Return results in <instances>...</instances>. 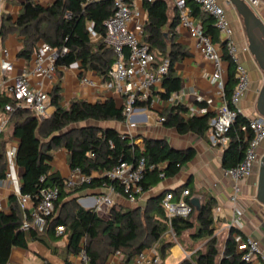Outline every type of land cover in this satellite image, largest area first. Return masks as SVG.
<instances>
[{
  "label": "trees",
  "instance_id": "16d2710c",
  "mask_svg": "<svg viewBox=\"0 0 264 264\" xmlns=\"http://www.w3.org/2000/svg\"><path fill=\"white\" fill-rule=\"evenodd\" d=\"M190 2V1H187ZM186 2V3H187ZM191 3V2H190ZM147 14L143 26L141 43L155 55L156 60L168 58L170 62L167 75L162 80L165 92L163 98L180 89V78L175 74V62L187 56L186 50L175 42V28L179 16L169 21L166 2L142 0ZM190 15L199 14L196 5L191 6ZM113 13L110 0H54L51 5L42 6L36 0H26L13 19L10 15L0 20V36L16 34L22 46L18 56L29 61L42 41L58 52L55 61L58 66L69 67L80 63L83 71L95 72L103 82H109V72L115 61L113 49L105 43L106 28L104 21ZM193 18V17H192ZM202 33L211 42L218 40L216 29L211 17L200 14ZM92 24L96 40H92L88 24ZM165 28L167 30H165ZM220 60L227 63V81L224 84V99L231 107L229 100L234 87L233 64L222 48ZM61 88L56 84L47 94L49 103L54 107L51 116L39 119L28 109L15 107V101L0 94V108L6 104L13 105L9 122L12 125L11 137L18 140L15 162L22 169L20 192L29 195L33 202L41 188L55 185L59 188V197L55 203L53 214L47 219L42 232L34 229L22 230L23 212L13 197L10 212L0 211V264H6L13 248L27 249L29 241H38L47 246L43 236L50 240L66 237L68 250L76 254L79 244L84 241L85 249L90 257V264H101L109 254L119 252L121 264H129L134 256L155 243L161 260L168 255L174 240L164 239L168 230V222L161 205L162 195L151 198L144 210L122 209L111 206L108 219L104 220L94 211L83 209L76 204L75 194L104 189L113 186L118 189L115 181L105 174L120 162L133 163L138 157L144 156L150 163L163 165L160 171L148 172L144 177V190L163 178L175 176L193 158L192 150H176L163 141L143 139L141 147L134 144L128 134L113 128H100L97 123L105 121L125 122L122 114L124 106H117L112 98L94 103L85 100L70 101L68 106L60 104ZM149 101H136V108L148 106ZM232 108V107H231ZM187 108L182 105L172 106L163 114L164 124L175 128L178 134L194 133L205 137L210 131V120L213 113L201 116L184 117ZM91 122L93 125L85 124ZM85 124V125H84ZM225 136L227 146L223 148L221 159L222 169L238 165L250 140L247 132V118L237 114ZM64 148L67 151V164L71 170L79 169L85 175L100 172L104 175L93 177L88 184L73 189H66L64 178L51 172V151ZM6 161L0 153V176L5 175ZM163 173V178L158 173ZM44 176V182L39 178ZM145 179H150L147 183ZM182 188L181 190H184ZM188 197L191 195V190ZM180 191V190H179ZM177 193V190L172 191ZM187 197V198H188ZM189 202V199H186ZM190 203V202H189ZM216 201L207 197L200 204V209L192 212L187 218L174 217L171 228L175 240L179 241L182 234L188 233V239L194 252L179 264H247L235 250L232 228L225 241L223 252L218 249V240L214 235L212 209ZM62 227V235H56L57 228ZM197 244L199 247H194ZM64 264H69L66 260Z\"/></svg>",
  "mask_w": 264,
  "mask_h": 264
},
{
  "label": "crops",
  "instance_id": "0c3cea01",
  "mask_svg": "<svg viewBox=\"0 0 264 264\" xmlns=\"http://www.w3.org/2000/svg\"><path fill=\"white\" fill-rule=\"evenodd\" d=\"M24 1L26 0H0V20L4 15H10L15 19ZM53 1L36 0L42 6L51 5ZM164 2L167 5L166 14L169 21H172L174 17L178 18L179 9L176 7L174 0ZM218 2L224 8L227 20L233 30V38L239 60L249 71L251 79V75L254 73L256 75L259 74L253 58L245 50L247 43L242 20L232 6L226 4L225 0H218ZM133 4V7L140 12V17L137 21L144 26L147 14L143 9L142 0H134ZM192 5L195 4L187 2L186 8L191 10ZM255 11L259 16L264 17V0H259V5ZM201 13L203 14V11L199 9V14L192 17L194 22L202 27ZM133 27L134 23L131 24V28ZM165 30L167 29L165 28ZM175 34V42L180 44L187 52L186 57L173 65L175 74L180 78V89L169 94L167 98H163L162 94L165 90L161 81L152 88L148 106L139 107L136 116L130 121H125L124 123L105 121L97 123V126L100 128H113L118 132L128 134L138 147L142 146L143 139L146 138L163 141L176 150L189 149L193 151V158L175 176L163 178L150 186L135 202H129L120 194H115L112 196V206L115 205L122 209L144 210L149 199L156 198L165 191L174 190H177L176 196H178L181 189L185 187L191 190L190 197L187 196L188 198H185L189 199V202L192 197H197L201 204L207 197H213L216 201L214 208L218 207L220 209L218 222L213 224L215 228L214 235L218 240V249L222 253L230 232L226 225L236 218L232 211L233 205L228 200L230 182L224 179L222 174L221 159L223 149L222 147L211 146L210 131L204 138L194 133L181 135L178 134L175 128L166 126L163 121H160L161 118H164L163 114L172 106L182 105L186 107L187 112L183 114L184 117L201 116L210 113L216 116L217 108L221 104L217 86L211 80L215 69L214 64L202 54L197 46V39L192 37L188 30L179 24V21L175 28ZM216 34L218 40L212 42V44L222 55V38L217 29ZM92 40H96V37L92 38ZM21 46L20 38L14 33L7 35L5 38L0 36V81H2V90L30 69L33 54L29 61L19 57L18 52ZM4 49L7 50V55L2 52ZM4 64H9L10 68L3 70L2 66ZM220 65L223 70V79L226 82L227 63L221 60ZM82 77L92 80L94 84H82L80 82ZM27 80L32 88L41 89L47 94L52 91L56 84H59L61 88L60 104L64 107L68 106L70 101L73 100H85L94 103L96 101H104L107 98H112L118 107L125 105V97L116 94L114 90L108 88L109 82H103L95 72L83 71L78 62L71 64L69 67L58 66L55 75L49 80L47 78L40 79L35 75L28 76ZM250 88L240 103V109L244 116H249L254 112L255 96L254 93L250 92ZM53 112L54 107L49 104L47 117L51 116ZM2 113L3 108H0V115ZM145 122L146 124H144ZM85 124L93 125L91 122ZM11 133L12 125L11 122H8L6 128L0 132V153L4 154V158L5 151L9 147L14 146L17 150L18 140L12 138ZM261 150H264V145ZM50 153L52 155L50 171L58 173L62 178L68 177L71 169L67 164V151L64 148H57ZM17 168L21 179L23 171L18 166ZM256 170L254 169L252 175L240 184L241 191L238 207L241 214L238 216L239 226L233 229L235 230L234 233H240L243 238L251 237L256 240L264 253V208L255 200ZM145 181L148 183L150 179H145ZM190 183L194 184L193 187L189 186ZM106 192V188L96 189L77 193L73 197H76L78 207L91 210L95 205V199L100 195L106 194ZM12 197L16 199L12 195L10 183L5 179L4 175L0 176V205L4 213L10 212ZM28 207L30 208V206ZM43 239L47 246L38 241H29L27 249L13 248L6 264H64L65 260L69 264H75V255L68 250L66 237L50 240L45 235ZM164 239L167 238L164 237ZM154 245L155 243L150 247ZM191 246L193 245L188 239V233L182 234L179 241L174 240L173 246L168 250L167 257L164 260H160L159 264H179L184 259L189 258L191 253L194 252ZM194 247L197 248L199 246L194 244ZM121 260L122 255L117 251L104 258L101 264H121Z\"/></svg>",
  "mask_w": 264,
  "mask_h": 264
},
{
  "label": "built area",
  "instance_id": "2783aa9c",
  "mask_svg": "<svg viewBox=\"0 0 264 264\" xmlns=\"http://www.w3.org/2000/svg\"><path fill=\"white\" fill-rule=\"evenodd\" d=\"M113 13L104 21L106 28L105 43L113 49L115 61L109 72L110 81L108 88L114 90L117 94L125 97V105L122 111L125 121H130L136 116L138 108L133 104L136 101H149L152 88L160 83L167 75L170 62L168 58L156 60L148 47L141 43L143 24L137 20L140 17L138 9L133 7L134 0H110ZM150 2L155 0H148ZM167 1V0H163ZM190 1L197 5L201 11L211 17L214 27L221 35L222 48L225 50L230 61L233 64L234 87L230 96L228 105L224 99L223 70L220 65L221 53L218 51L210 39L203 35L200 24L194 22L190 11L186 8V2ZM249 8L255 11L259 5V0H244ZM179 9V24L186 28L189 34L197 39V46L202 54L210 60L214 66V72L211 80L217 86L221 104L217 108L216 116L210 122L211 146L225 148L228 139L225 136L230 125L241 114L240 103L244 95L250 88L251 79L249 71L241 63L238 57V51L233 38V30L227 20L224 8L218 0H174ZM256 12V11H255ZM134 27L131 28V24ZM88 31L91 38H95L92 24H88ZM247 50V47H245ZM7 55V50L2 51ZM58 58V52L50 45L39 41L37 48L33 53L30 69L23 75L17 77L12 84L2 90V81H0V94L7 96L15 101V107L28 109L39 119L47 117V107L49 97L41 89H34L30 86L27 78L30 75L43 79H51L56 73L55 61ZM10 68L9 64L2 66L3 70ZM82 84L93 85V81L82 77ZM13 105L6 104L3 107V113L0 115V132H2L13 111ZM247 118V132L251 136L244 151L241 162L235 167L224 169L223 178L230 182L228 200L233 205L232 211L236 216L226 228L231 230L239 226L238 216L241 212L238 207L240 196V184L248 179L254 169H257L260 159L264 154L261 147L264 145V118L255 111ZM160 121H164L161 118ZM16 148L9 147L5 151L6 171L5 179L10 183L12 195L16 198L22 212L23 220L21 229H34L42 232L45 228L47 219L53 214L55 203L59 197V188L55 185L41 188L33 202L31 197L20 192V176L15 162ZM160 163H150L144 156L138 157L133 163L120 162L117 166L108 171L105 176L116 182L118 189L112 185L105 187L106 194L100 195L95 199V205L91 208L99 216L106 213L112 206V196L120 194L129 202H135L144 193V177L148 172L162 169ZM104 174L95 172L92 175H85L79 169L71 170L68 177L64 178L66 189H73L83 184H88L95 176ZM159 178H163V173H158ZM44 176L39 178L44 182ZM189 195L187 189L181 190L178 196L172 191H167L162 199L161 205L164 209L168 222V230L163 237L175 240V234L171 228V219L174 217L187 218L193 210V206L186 201ZM30 206V208L28 207ZM219 208L212 209L213 222H218ZM0 211L2 207L0 205ZM63 228L59 227L56 235H62ZM235 250L241 254L242 260L247 264H264V253L260 249L258 242L251 237L243 238L238 232L233 234ZM75 264H90V257L85 249L84 241L79 244V250L75 254ZM160 256L156 246L137 253L130 264H159Z\"/></svg>",
  "mask_w": 264,
  "mask_h": 264
},
{
  "label": "water",
  "instance_id": "95a60500",
  "mask_svg": "<svg viewBox=\"0 0 264 264\" xmlns=\"http://www.w3.org/2000/svg\"><path fill=\"white\" fill-rule=\"evenodd\" d=\"M225 1L226 4L232 6L236 14L241 18L247 51L262 75L263 83L255 98L254 111L264 118V17L259 16L254 10L249 8L244 0ZM255 200L264 208V154L256 170ZM190 203L195 210L200 209V201L197 197H192Z\"/></svg>",
  "mask_w": 264,
  "mask_h": 264
},
{
  "label": "rangeland",
  "instance_id": "374dc122",
  "mask_svg": "<svg viewBox=\"0 0 264 264\" xmlns=\"http://www.w3.org/2000/svg\"><path fill=\"white\" fill-rule=\"evenodd\" d=\"M251 68V67H250ZM258 74L259 75H256L255 73L253 75H251V88H250V92L254 93V96L256 98L257 96V92L259 90V88L261 87L262 83H263V79H262V75H261V72L258 71ZM49 80V79H47ZM117 94V93H116ZM121 101V100H120ZM119 101V103L121 104V102ZM146 124V122L144 123ZM193 183H190L189 186L193 187ZM99 216L106 220L108 219V211L106 213H102V214H99ZM223 241V240H222Z\"/></svg>",
  "mask_w": 264,
  "mask_h": 264
}]
</instances>
